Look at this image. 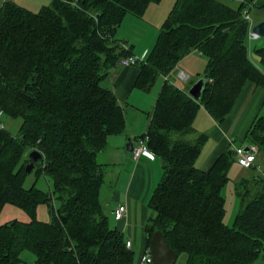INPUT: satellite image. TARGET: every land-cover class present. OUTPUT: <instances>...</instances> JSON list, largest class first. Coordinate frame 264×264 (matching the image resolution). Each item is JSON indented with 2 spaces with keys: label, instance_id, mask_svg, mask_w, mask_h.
Returning <instances> with one entry per match:
<instances>
[{
  "label": "trees",
  "instance_id": "1",
  "mask_svg": "<svg viewBox=\"0 0 264 264\" xmlns=\"http://www.w3.org/2000/svg\"><path fill=\"white\" fill-rule=\"evenodd\" d=\"M159 1L51 0L37 11L12 0L0 5V112L21 121L15 136L0 129V213L12 204L30 217L0 224V264H26L23 252L34 255V264H135L99 201L105 166L96 155L125 127L123 109L102 81L129 55L114 39L123 17L141 18ZM253 8H264V0H241L238 9L217 0H175L138 64L137 86L147 89L159 75L165 78L146 132L161 165L148 201L154 213L144 225L146 242L162 232L177 256L185 255L184 264L264 262V173L255 163L258 174L235 185L240 209L226 224L221 190L233 151L221 153L207 171L197 169L207 136L193 127L200 107L221 125L246 80L264 87V44L254 48L256 65L243 18ZM191 52L206 59L198 101L168 79ZM246 139L258 147L264 171L263 115ZM31 150L42 155L34 167L50 192L24 187ZM41 204L48 221L36 217Z\"/></svg>",
  "mask_w": 264,
  "mask_h": 264
},
{
  "label": "crops",
  "instance_id": "2",
  "mask_svg": "<svg viewBox=\"0 0 264 264\" xmlns=\"http://www.w3.org/2000/svg\"><path fill=\"white\" fill-rule=\"evenodd\" d=\"M4 1L0 0V5ZM12 1L30 10H35L47 5L51 0L30 2L37 8L28 5L26 0ZM221 1L223 3V0ZM174 2L175 0H160L150 4L141 18L133 15L123 17L115 32L114 39L124 44L128 50V56L146 57L156 41L158 35L156 30L160 29ZM257 9L259 12L255 16H251L255 25L264 22V8ZM125 26L128 27V30L125 34H121L120 30ZM260 40L259 38L254 42L248 41L249 44L247 43L249 57L256 65H259V58L254 54V48L262 43ZM200 62L201 66H198ZM203 63L205 64V58L202 55L191 52L177 64L168 79L176 87L188 90L191 86L187 83L192 81L193 75H196L195 79H197V77L199 78L198 75L204 73L205 69L202 70ZM190 68H192L191 71H189ZM139 73V65L120 67L116 63L102 81V86L113 93L122 107L125 127L121 134L107 137L106 146L96 155V161L105 166L104 182L99 191V201L104 212L109 215L105 206L107 200L101 199L103 188L105 184H108L110 188L107 194L117 203L108 205L111 211L119 204H125L127 207V216L120 220L114 219L116 222L114 227L122 233L124 240L131 241V249L133 251L138 250L140 256L146 247H150L146 242L144 225L146 220L153 215H149L148 201L161 177V165L155 155L153 159L142 157L139 161L134 162L131 153L126 151V145L129 141L133 144L135 139L147 132L150 116L165 78L159 75L147 89H144L136 84ZM263 108L264 87L257 86L249 80H246L242 85L229 114L221 125L217 124L203 107H200L193 120V127L199 121L205 122V131H208L206 132L208 134H205L207 136L206 142L211 136L214 140L210 145L209 153L202 154L201 149L195 162L196 168L207 171L215 159L227 149L233 151L234 147L249 145L250 143L246 139L247 132ZM257 164L259 162L256 160ZM40 208L41 210H48L44 204L39 205L36 217L39 220L48 221L49 212L44 215L43 212L40 213ZM16 213H18V217H14ZM108 217L111 218L110 215ZM11 219L27 222L30 217L21 208L12 204H5L0 213V224ZM223 220L226 224L230 222V218H226V215H224ZM138 259L135 264H137ZM254 264H264V262L257 260Z\"/></svg>",
  "mask_w": 264,
  "mask_h": 264
},
{
  "label": "rangeland",
  "instance_id": "3",
  "mask_svg": "<svg viewBox=\"0 0 264 264\" xmlns=\"http://www.w3.org/2000/svg\"><path fill=\"white\" fill-rule=\"evenodd\" d=\"M26 1H28V5H29L30 2H33V1H36V0H26ZM217 1L222 2L221 0H217ZM223 3L231 5L232 8H234V9H238V7L240 6L241 0H223ZM30 6H32L33 8H37L36 5L33 6V5L30 4ZM39 9H40V7H38L37 9H35L33 11H37ZM258 12H259V9H257V8H253V9L250 10L251 16H255ZM127 30H128V27L125 26L124 28H122L120 30L121 31L120 33L121 34H125L127 32ZM156 31H157V34H158L159 30H156ZM157 37H158V35H157ZM260 39H261L260 42H262V43L259 44L258 46H261L262 44H264V37H260ZM198 66H201V62L199 63ZM205 66H206V59H205V64L203 63V69L202 70L205 69ZM191 69L192 68H190L189 71H191ZM195 78H196V75H193V77L191 79L192 81H189V83H187V84L191 86L194 82L197 81V79H199L198 77H197V79H195ZM258 115H263L264 116V108L260 111V113ZM0 122L3 125V128L9 134H11L12 136H15V135L18 134L19 126H20V123H21L19 118L18 119H13V118H9V117L3 115L1 120H0ZM194 128L195 129L197 128L196 130L198 132H200V133L208 134V133H206L208 131H205L206 125H205V122H203V121L202 122H200V121L197 122L196 126H194ZM212 140H214V138H212V136L208 138V141L202 147V154H206V153L210 152V149H211L210 145L212 143ZM32 151H36V150H31L27 154H29ZM28 164H29V160L25 164L26 167L28 166ZM26 167H25V169H26ZM259 167L261 168V169L259 168L260 172L264 173V171L262 170L263 168H262L261 163H259ZM36 170H37V168L33 167L32 171L30 173H27V176H26V179H25V183H24V187L28 189V188H30L31 186L34 185L36 188H38V189H40V190H42L44 192H50L51 191V187H52L50 182L45 178V176L43 174H40V173L36 174ZM257 174H258L257 170H253L251 168H249V169L241 168L240 166H238L236 161L232 164V166H231V168L229 170V181L223 186V188L221 190V195L224 198V208H225L224 215H226V218L227 217H228V219L230 218V222H229L228 225H230L232 223L236 213L240 209V199L235 193V190H234L235 189V185L238 182H240L241 180L249 179V178H251L253 176H256ZM109 188H110V185L105 184V186L103 188V192L101 194L102 195L101 199L104 200V201L107 200L105 206H106L107 210L109 211V215L111 217L109 219V225L111 227H114L116 222H115L114 217H113V210L111 211V208H109L108 205H111L112 203L113 204H117V203H115V201H113L111 199V197L107 194ZM21 210L23 211V209H21ZM39 210H40V213L43 212L42 214H44V215H46L47 212H48V210L47 211L41 210V208ZM148 210H149V215L154 213V211L150 207H148ZM14 217H18V213H16V216H14ZM138 256H139L138 250H135L134 251L135 262L137 261ZM22 258L24 259V262L26 264H34V255L31 254L30 252H23L22 253ZM184 262H185V255L183 253H181V254H179L177 256L174 264H184ZM166 264H168V263H166Z\"/></svg>",
  "mask_w": 264,
  "mask_h": 264
},
{
  "label": "built area",
  "instance_id": "4",
  "mask_svg": "<svg viewBox=\"0 0 264 264\" xmlns=\"http://www.w3.org/2000/svg\"><path fill=\"white\" fill-rule=\"evenodd\" d=\"M10 1V0H5ZM250 10H245L243 12V18L247 22L248 31H247V40L249 42H254L258 40L260 37L253 32L254 22L250 14ZM144 61V58H138L135 56H127L124 58H120L117 61V64L120 67H131L136 66ZM2 118V113L0 112V120ZM3 128V125L0 122V129ZM149 137L145 133L139 138L133 141V148L131 151V158L134 162L139 161L142 157H147L149 159L154 158V154L148 148ZM259 150L258 147L254 144H249L247 146H240L233 148L234 159L236 163L246 169L253 167L256 163V159L258 156ZM259 171V169L257 168ZM127 216V207L125 204H119L117 207L113 209V217L116 220L123 219ZM128 248H131V241L126 240L125 242ZM137 264H152V255L150 251V247H146L143 252L140 254ZM174 264V263H168Z\"/></svg>",
  "mask_w": 264,
  "mask_h": 264
},
{
  "label": "water",
  "instance_id": "5",
  "mask_svg": "<svg viewBox=\"0 0 264 264\" xmlns=\"http://www.w3.org/2000/svg\"><path fill=\"white\" fill-rule=\"evenodd\" d=\"M253 32L259 37H264V22H259L253 27ZM206 79L199 77L187 90L188 95L198 101L205 86ZM133 144L129 141L126 145V151L131 153ZM29 164L26 167V173H30L34 164L42 159V155L37 151H32L28 155ZM150 251L152 255V264L173 263L176 260V252L167 244L164 235L160 231H155L150 238Z\"/></svg>",
  "mask_w": 264,
  "mask_h": 264
},
{
  "label": "bare ground",
  "instance_id": "6",
  "mask_svg": "<svg viewBox=\"0 0 264 264\" xmlns=\"http://www.w3.org/2000/svg\"><path fill=\"white\" fill-rule=\"evenodd\" d=\"M255 26V25H254Z\"/></svg>",
  "mask_w": 264,
  "mask_h": 264
}]
</instances>
